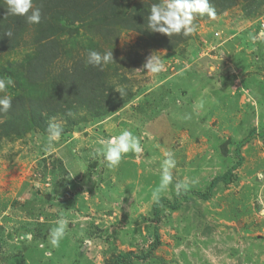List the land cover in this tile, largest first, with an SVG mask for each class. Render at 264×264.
I'll use <instances>...</instances> for the list:
<instances>
[{
  "label": "rangeland",
  "instance_id": "1",
  "mask_svg": "<svg viewBox=\"0 0 264 264\" xmlns=\"http://www.w3.org/2000/svg\"><path fill=\"white\" fill-rule=\"evenodd\" d=\"M87 1L34 6L51 17ZM210 1L221 7L216 18L196 19L188 37L148 29L151 5L161 0H105L96 24L80 21L79 34L61 36L73 55L112 51L119 67L112 82L129 98L113 111L75 110V124L56 115L49 121L63 131L51 145L48 128L7 134L0 116V264H264V0H230L226 8ZM130 17L142 19V33ZM38 27L7 15L0 0V78L13 81L0 97L52 95V76L39 85L25 76ZM9 30L15 49L5 47ZM146 31L155 34L149 42ZM161 37L167 42L157 43ZM73 55L63 53L51 74ZM151 56L163 64L159 73L144 68ZM125 129L143 152L109 169L94 150ZM249 136L239 158L237 143ZM166 152L176 160L173 183L156 203ZM177 183L185 194L176 195ZM61 218L68 227L53 248L49 233Z\"/></svg>",
  "mask_w": 264,
  "mask_h": 264
},
{
  "label": "trees",
  "instance_id": "2",
  "mask_svg": "<svg viewBox=\"0 0 264 264\" xmlns=\"http://www.w3.org/2000/svg\"><path fill=\"white\" fill-rule=\"evenodd\" d=\"M89 1L81 4V6L78 3L69 2L68 5H64L62 8H55L51 17L42 16L41 20H45V22L41 21L39 23V27L36 29L30 43L34 46V52L29 54L25 61V76L31 85L42 84L52 76L53 93L50 97H33L25 93H18L14 96L12 98V108L7 113H0V116H6L3 126H7V134L21 135L26 132L30 124L46 129L50 124L49 120L56 115H62L68 120L69 124H75L78 121L73 116L75 110L83 108L99 114L113 111L117 106L128 100L127 90H123L121 95L119 91L121 89H116V85L112 82L119 70L114 59L101 71L99 68L87 63L88 53L86 51H79L74 55L76 49L65 51V48L69 49L71 46L65 44L61 36L63 34L69 36L79 34L78 24L80 21L91 22L90 25L96 24V19L99 20V17H101L99 13L103 9L105 10V6L108 4L104 3L105 0ZM106 1L108 2V0ZM210 2L211 4L214 3V1ZM224 2L226 3L224 8L231 4L229 3L230 0ZM93 6L97 7L92 9ZM220 8V6L215 8L216 13L220 11ZM129 20L130 28L143 32L141 25H139L142 19L130 17ZM101 26H96V28L103 29L105 27L103 24ZM151 34L152 32L145 37L146 42L155 37V34ZM2 41L0 33V44ZM164 42L167 41L161 37L157 43L163 44ZM5 47L8 49L19 47L18 39L14 35L8 37ZM67 52L73 55V61L64 65L59 74H51L60 56ZM69 111L72 113L71 116L68 115ZM249 138L250 136L237 143L239 158L241 156L240 148L249 141ZM226 174L214 179L209 188L212 189L218 180L225 178ZM203 195L206 196L207 194ZM156 242H159L157 232Z\"/></svg>",
  "mask_w": 264,
  "mask_h": 264
},
{
  "label": "clouds",
  "instance_id": "3",
  "mask_svg": "<svg viewBox=\"0 0 264 264\" xmlns=\"http://www.w3.org/2000/svg\"><path fill=\"white\" fill-rule=\"evenodd\" d=\"M5 2L7 15L24 17L25 21L30 25L41 22L42 11L40 7L34 6V0H5ZM205 15L209 19L216 18V9L210 0H161L160 3L151 5L148 15V29L168 37L174 35L188 37L196 31L197 26L194 21ZM12 34L11 30L5 33L8 37H11ZM259 36H264V31H261ZM259 36L254 37L250 34V38L254 40L258 39ZM112 61V51H107L103 54L94 50L88 52L87 63L99 68L101 71ZM144 68L151 73H159L163 70V64L158 58L151 56L144 64ZM11 84H13L11 77L0 78V92H5L7 86ZM119 91L122 95L123 90ZM204 103V100H200L198 107L203 108ZM11 108L12 97L9 95L0 97V113H7ZM68 115L71 116L72 113L69 111ZM185 119H191V116H187ZM62 131L63 129L58 124H49V145L60 139ZM98 143L99 147L94 150L95 155L102 156L109 169L117 168L126 154L131 152L139 158V154L143 152L139 137L127 129L121 131L119 135L100 140ZM165 157L161 164L160 184L152 193L153 200L156 203L160 202L161 193L166 191L173 183L171 170L176 167V160L171 152H166ZM174 188L177 196L185 194L188 190L187 185L183 183L175 184ZM57 225L49 233V243L53 248L59 247L60 241L66 234L68 221L61 218L57 221Z\"/></svg>",
  "mask_w": 264,
  "mask_h": 264
}]
</instances>
